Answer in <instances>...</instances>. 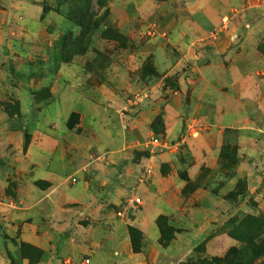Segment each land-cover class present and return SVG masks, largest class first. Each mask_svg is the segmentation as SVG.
I'll use <instances>...</instances> for the list:
<instances>
[{"label":"rangeland","instance_id":"rangeland-1","mask_svg":"<svg viewBox=\"0 0 264 264\" xmlns=\"http://www.w3.org/2000/svg\"><path fill=\"white\" fill-rule=\"evenodd\" d=\"M0 264H264V0H0Z\"/></svg>","mask_w":264,"mask_h":264},{"label":"built area","instance_id":"built-area-1","mask_svg":"<svg viewBox=\"0 0 264 264\" xmlns=\"http://www.w3.org/2000/svg\"><path fill=\"white\" fill-rule=\"evenodd\" d=\"M151 142L155 143V142H156V138H152V139H151ZM135 201L138 202V198H136ZM87 261H88V260L85 259V262H87Z\"/></svg>","mask_w":264,"mask_h":264}]
</instances>
